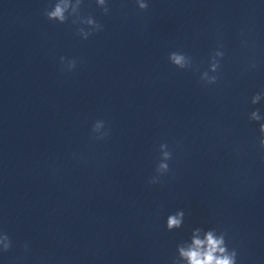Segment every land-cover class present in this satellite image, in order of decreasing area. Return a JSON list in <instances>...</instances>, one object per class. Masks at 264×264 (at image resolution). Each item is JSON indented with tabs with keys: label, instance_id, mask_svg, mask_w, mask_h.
Wrapping results in <instances>:
<instances>
[{
	"label": "clouds",
	"instance_id": "9594fccd",
	"mask_svg": "<svg viewBox=\"0 0 264 264\" xmlns=\"http://www.w3.org/2000/svg\"><path fill=\"white\" fill-rule=\"evenodd\" d=\"M84 0H50V3L43 9L44 17L49 21L59 24L71 23L76 25V34L82 39L87 40L94 33L102 31L103 25L91 15H83L81 7ZM99 9L104 15L110 14L108 0H95ZM140 11H146L149 7L147 0H136ZM247 46L246 41H242ZM223 44L218 43L216 49L212 51L208 61V68L200 71L197 64L194 63L192 56L182 51H172L168 54V61L178 70H191L200 73V81L207 87L217 84L219 80V71L221 61L225 57ZM61 71L72 72L77 67V59H69L61 56L59 58ZM251 68H255L253 63ZM264 101V89L256 92L250 98L252 105H257ZM248 121L259 124L258 144L264 159V114L260 108H255L248 113ZM111 129L106 127L104 120H96L91 129V139L100 141L110 135ZM159 161L157 162L154 175L149 180V185L162 184V177L171 171L169 161L173 159V151L169 149L168 144L159 145ZM75 155V154H73ZM185 211L178 209L166 217L167 231L180 229L184 225ZM13 246V241L9 234L0 230V253L8 252ZM27 250V243L24 245ZM44 264V261H41ZM171 264H240L239 251L231 243V238L227 229H218L216 227L203 228L196 227L191 231L187 240L181 241L176 245L175 254L171 257Z\"/></svg>",
	"mask_w": 264,
	"mask_h": 264
}]
</instances>
